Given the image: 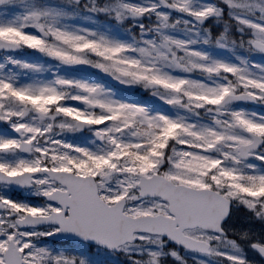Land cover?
I'll return each instance as SVG.
<instances>
[{"label": "snow or ice", "instance_id": "6c2138e0", "mask_svg": "<svg viewBox=\"0 0 264 264\" xmlns=\"http://www.w3.org/2000/svg\"><path fill=\"white\" fill-rule=\"evenodd\" d=\"M0 264H264V0H0Z\"/></svg>", "mask_w": 264, "mask_h": 264}]
</instances>
